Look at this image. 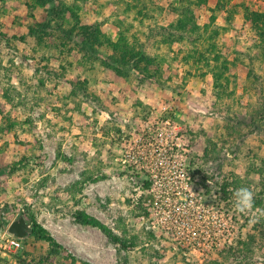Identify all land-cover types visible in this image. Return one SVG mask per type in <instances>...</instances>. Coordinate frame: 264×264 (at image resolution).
Returning <instances> with one entry per match:
<instances>
[{
  "label": "rangeland",
  "instance_id": "1",
  "mask_svg": "<svg viewBox=\"0 0 264 264\" xmlns=\"http://www.w3.org/2000/svg\"><path fill=\"white\" fill-rule=\"evenodd\" d=\"M253 14L264 0H0V245L23 216L63 248L30 234L18 253L0 249V264H264V217L249 223L264 212V37ZM118 45L132 52L121 58ZM163 105L172 124L152 125L172 132L161 190L184 172L215 237L227 236L218 246L174 249L147 230V173L123 161L129 143L147 145ZM241 187L260 204L248 214L233 207Z\"/></svg>",
  "mask_w": 264,
  "mask_h": 264
},
{
  "label": "built area",
  "instance_id": "2",
  "mask_svg": "<svg viewBox=\"0 0 264 264\" xmlns=\"http://www.w3.org/2000/svg\"><path fill=\"white\" fill-rule=\"evenodd\" d=\"M172 110L173 108L169 105H163L157 112L151 113L147 121L151 126L147 127V132H145L147 135L145 139L147 145L143 144L142 139L135 142L134 146L129 143L125 151L123 164L131 168L145 169L147 173L148 182L150 183L146 204L148 218L147 230L152 233L161 231L165 236L170 237L176 243L173 245L174 249L181 246L185 251L190 252L196 250L197 247L203 244L207 246H210V244L218 246L217 240L226 242L227 236L222 233L221 236L215 237L216 235L209 227L208 222H210V218L209 214L207 216L208 211L205 208L199 211V206H196L191 191L194 195L196 192L193 187L188 189V183L185 180L186 174L177 171L173 173V176L169 175L171 178L170 184L174 186L172 189L169 188V190H161L162 186L158 182V180L163 179L162 174H168L164 168H159L158 165L162 166V161H164V158H161L162 155H165L162 154L161 150L164 136L171 137L172 132L166 131V128L162 130L158 128L157 131L159 130L160 132H157L153 130V126L155 124L170 126L173 121L170 117ZM162 113L166 116H159ZM179 134L180 132H176L175 137ZM146 146L153 149V154L151 152L147 154ZM178 147V144H175L170 150L173 151ZM168 154L173 155L174 153L168 151L166 156ZM154 157L158 161L160 158L161 161L159 164L156 161V168H152L153 166L151 165L150 168L152 170H150L149 164L154 160ZM188 179L190 180L191 177L188 176ZM184 187L188 190H184ZM206 217L208 220H205ZM2 239L4 242L3 245H0V249L3 251V254H16L23 249V240L10 235L8 232L5 233Z\"/></svg>",
  "mask_w": 264,
  "mask_h": 264
},
{
  "label": "trees",
  "instance_id": "3",
  "mask_svg": "<svg viewBox=\"0 0 264 264\" xmlns=\"http://www.w3.org/2000/svg\"><path fill=\"white\" fill-rule=\"evenodd\" d=\"M252 16H253L254 21H255L256 30L262 31L260 34L262 37H264V15L253 14ZM183 19L184 18H182L178 21V25L182 26L183 29H186L187 28V20L185 21V19L184 20ZM114 45H116V44H114ZM115 47H117L118 51H120L119 55L121 58H123V56H127L128 54H130L132 52V50L128 46H125V45H118ZM112 60L117 61L114 58ZM219 79H221V76L218 77L217 81H219ZM143 187H144V189H149L150 183L145 182ZM228 187H229V185H227V184L223 185V190L224 191L227 190ZM259 205H260L259 202L254 203V207H258ZM141 209L144 210L143 204H142V206L140 205V210ZM21 217H23V216H21ZM76 220L78 221V223L80 225L89 226V227L99 229L114 245H116V246L119 245L122 250L127 251L133 247L132 244H130L127 240H123V238H121V237L117 236L115 233H113V231L111 229H109L106 225L102 224L100 221L88 216L85 213H79L77 215ZM25 221L31 227L30 234L36 235L42 241L47 242L48 244H50V246H52L56 249H60V250L63 249L62 246L60 244H58L56 242V240L47 232V230H45L41 225H39L38 222L34 218H32V220H26V218H25ZM83 264H86V263H83Z\"/></svg>",
  "mask_w": 264,
  "mask_h": 264
},
{
  "label": "clouds",
  "instance_id": "4",
  "mask_svg": "<svg viewBox=\"0 0 264 264\" xmlns=\"http://www.w3.org/2000/svg\"><path fill=\"white\" fill-rule=\"evenodd\" d=\"M233 207L236 213L248 214L254 207V192L247 187H241L234 192ZM250 219L249 223H257L264 217V212L257 210Z\"/></svg>",
  "mask_w": 264,
  "mask_h": 264
},
{
  "label": "water",
  "instance_id": "5",
  "mask_svg": "<svg viewBox=\"0 0 264 264\" xmlns=\"http://www.w3.org/2000/svg\"><path fill=\"white\" fill-rule=\"evenodd\" d=\"M30 229V225L27 224L23 217H20L9 226L8 233L18 239L24 240L30 234Z\"/></svg>",
  "mask_w": 264,
  "mask_h": 264
}]
</instances>
